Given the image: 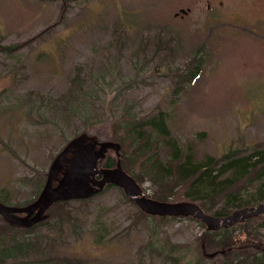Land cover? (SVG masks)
<instances>
[{"label":"rangeland","instance_id":"374dc122","mask_svg":"<svg viewBox=\"0 0 264 264\" xmlns=\"http://www.w3.org/2000/svg\"><path fill=\"white\" fill-rule=\"evenodd\" d=\"M194 56L199 73L186 82L180 73ZM84 103L89 118L164 110L199 160L264 147V0H0V197L34 199L80 133ZM140 183L153 194L151 181ZM70 204L79 223L61 236L50 230L61 256L175 264L152 243L171 254L184 245L176 253L185 260L199 256L196 221L142 217L117 187Z\"/></svg>","mask_w":264,"mask_h":264},{"label":"trees","instance_id":"16d2710c","mask_svg":"<svg viewBox=\"0 0 264 264\" xmlns=\"http://www.w3.org/2000/svg\"><path fill=\"white\" fill-rule=\"evenodd\" d=\"M200 64L201 58L194 56L188 64L190 68L182 71L180 78L186 82L192 81L199 73ZM83 107L81 111L86 114L82 115L80 133L75 137H85V143L96 141V150L101 142L117 144L118 151L107 148L97 166L113 168L119 160L122 169L138 185L144 178L151 181L154 191L147 197L167 202L192 201L205 213L217 217L228 216L235 210L264 201V147H255L247 154L230 150L219 157L206 155L199 160L191 142L183 145L173 135L167 121L168 113L164 110L138 116L130 109H125L120 117L114 119L110 113L107 115L102 112L100 117L97 111L89 118L91 114L87 113L85 103ZM71 110L64 112L66 118L71 117ZM163 149H167L165 154L162 153ZM65 157L72 158L73 153L68 152ZM62 164L61 170L54 174L56 178L52 186L62 176L65 168ZM44 183L42 187L41 183L38 184L33 200L12 205L7 197L1 196L0 202L9 206H25L37 198ZM110 187L117 186L107 183L87 199L55 201L44 211L42 217L46 219L41 217L29 227L11 223L0 215V264H85L76 255L61 256L56 253L53 246L56 238L50 230L57 231L61 236L64 226H75L80 218L75 215V208L70 203H87ZM117 188L122 191L120 187ZM138 211L142 217L160 220L186 218L196 221L203 228L202 234L196 237L199 256L195 261L185 260V253L177 256L176 251H182L184 245H173L174 253L171 254L163 245L152 243L151 247L165 260L172 259L175 264H264V236L261 232L264 228V212L209 230L201 220L192 216L148 215L139 208ZM18 215L23 216L25 213ZM40 225L46 226L47 232L35 234L34 231ZM211 253L214 255L210 256Z\"/></svg>","mask_w":264,"mask_h":264},{"label":"water","instance_id":"95a60500","mask_svg":"<svg viewBox=\"0 0 264 264\" xmlns=\"http://www.w3.org/2000/svg\"><path fill=\"white\" fill-rule=\"evenodd\" d=\"M96 144V141L85 143L83 136L71 139L55 156L37 198L20 207L0 202V215L11 223L29 227L41 219L44 211L53 202L87 199L100 191L107 183L120 187L125 196L148 215L192 216L201 220L209 230L231 225L264 212V201H262L257 205L235 210L228 216L217 217L205 213L192 201L167 202L147 197L136 181L122 169L119 160L113 168L97 166L98 160L104 156V151L112 148L117 152L118 145L113 142H101L99 149L96 150ZM74 147H77V150ZM68 152L73 153L71 160L65 157ZM61 163H64L65 167L62 176L57 179V184L52 186L54 174L61 169ZM96 174L101 176L95 178ZM18 213H25V215L20 216ZM209 255L212 256L214 253Z\"/></svg>","mask_w":264,"mask_h":264},{"label":"flooded vegetation","instance_id":"af4514ba","mask_svg":"<svg viewBox=\"0 0 264 264\" xmlns=\"http://www.w3.org/2000/svg\"><path fill=\"white\" fill-rule=\"evenodd\" d=\"M99 168H100V167H99ZM98 175H99V174H96L94 177L97 178ZM100 176H101V175H100ZM100 176H99V177H100ZM99 177H98V178H99Z\"/></svg>","mask_w":264,"mask_h":264},{"label":"bare ground","instance_id":"6f19581e","mask_svg":"<svg viewBox=\"0 0 264 264\" xmlns=\"http://www.w3.org/2000/svg\"><path fill=\"white\" fill-rule=\"evenodd\" d=\"M251 207V206H250Z\"/></svg>","mask_w":264,"mask_h":264}]
</instances>
